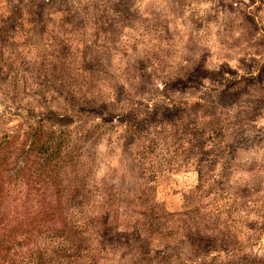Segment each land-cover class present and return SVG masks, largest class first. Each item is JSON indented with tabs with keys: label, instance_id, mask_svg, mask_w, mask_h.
Segmentation results:
<instances>
[{
	"label": "rangeland",
	"instance_id": "374dc122",
	"mask_svg": "<svg viewBox=\"0 0 264 264\" xmlns=\"http://www.w3.org/2000/svg\"><path fill=\"white\" fill-rule=\"evenodd\" d=\"M4 145L15 264H264V0H0Z\"/></svg>",
	"mask_w": 264,
	"mask_h": 264
},
{
	"label": "trees",
	"instance_id": "16d2710c",
	"mask_svg": "<svg viewBox=\"0 0 264 264\" xmlns=\"http://www.w3.org/2000/svg\"><path fill=\"white\" fill-rule=\"evenodd\" d=\"M41 133L37 132L33 128L31 132H27L24 136L25 141L22 144L23 148V157L24 160L31 161L32 157L36 155V150L39 147H47L50 144L49 148L46 150V155L49 159H53L57 156L58 148L56 143H48L43 141V136ZM10 144V143H7ZM28 148V149H27ZM10 148L7 145L0 147V157L5 154ZM35 151V154H33ZM20 180H24L22 175H18ZM9 178V179H8ZM10 177L5 172L3 164L0 165V205L1 201L4 198V192L6 190L7 184H9ZM49 204V203H48ZM38 215H42L40 219H44L48 213V207L41 209ZM38 217V216H37ZM1 221V219H0ZM23 223L16 225L15 227L0 226V264H15L16 256L23 257L24 259L33 262L32 255L34 250H32L33 234L34 228L31 224L26 225L24 223H33L32 216L29 215L23 220ZM2 223V222H1ZM41 230V228H39ZM26 250V251H24ZM40 259V258H39Z\"/></svg>",
	"mask_w": 264,
	"mask_h": 264
}]
</instances>
